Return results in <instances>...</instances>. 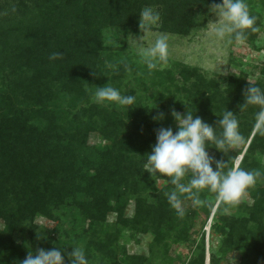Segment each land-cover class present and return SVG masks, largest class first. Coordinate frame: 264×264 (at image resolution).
I'll return each instance as SVG.
<instances>
[{"label":"trees","instance_id":"obj_1","mask_svg":"<svg viewBox=\"0 0 264 264\" xmlns=\"http://www.w3.org/2000/svg\"><path fill=\"white\" fill-rule=\"evenodd\" d=\"M213 2L222 0H105L97 8L90 0H17L6 8L14 17L0 26V264H19L28 252L54 247L68 252L80 247L88 264H234L228 261L235 253L240 254L237 264H264V175L247 191L251 204L243 198L229 215L222 214L226 205L213 214L182 197L185 216L180 218L165 195L174 186L169 182L158 188L159 180L171 178L151 176L144 168L157 142L155 130L178 131L171 109L201 117L216 127L217 135L222 129L216 121L229 110L237 116L245 144L225 154L208 142L206 150L226 162L239 156L243 170L264 174V136L252 134L259 106L238 108L251 82L247 76L208 78L180 66L184 87L176 86L177 96L166 111L163 104H143L138 95L128 109L92 101L95 88L107 84L110 75L95 52L106 21L139 27L142 9L156 6L163 32L187 36ZM249 12L261 31L262 17ZM260 31L247 30L246 40L255 43ZM53 52L64 58L49 60ZM126 75L121 65L110 80L120 82ZM261 75L250 84L264 91L263 67ZM173 78V72H166L161 79L173 83ZM158 112L164 113L162 121L153 120ZM94 133L101 144L89 142ZM201 198L214 202L215 194L205 189ZM112 214L115 223L109 222ZM38 218L56 226L41 229ZM209 221L212 234L221 239L210 253L203 230ZM126 233L136 243L138 236H150L148 255L130 254L122 244ZM183 243L193 248L187 262L173 255V247ZM62 257L70 264L63 251Z\"/></svg>","mask_w":264,"mask_h":264},{"label":"clouds","instance_id":"obj_2","mask_svg":"<svg viewBox=\"0 0 264 264\" xmlns=\"http://www.w3.org/2000/svg\"><path fill=\"white\" fill-rule=\"evenodd\" d=\"M209 12L218 17L217 22H212L211 32L219 40L228 37L227 43L233 40L238 44H243L247 39V30L251 33L260 31L255 26L257 17L250 15L249 7L244 0H222V3H211ZM13 11L15 9L13 8ZM139 29L141 33L150 30L160 21V14L154 12L152 8L145 7L139 14ZM144 37L136 38L141 46L140 55L143 63L151 71L163 70L168 66V37L161 34L155 40L153 46L143 48ZM64 54L53 52L49 60H62ZM123 64L126 71L131 72L130 65L124 58L118 62ZM109 67L117 69L116 64H109ZM94 75V73L92 72ZM224 72L222 75H226ZM244 103L238 105L239 111H245L249 106H259L253 126V135L257 133L264 136V91L259 87L249 83L243 90ZM94 97L98 102H115L120 106H131L135 102L134 95H121V93L110 85L98 87ZM156 107V106H155ZM171 116L176 121L178 131L173 134L171 127H161L156 129V144L152 152L147 154V162L144 165L145 171L151 176L157 173L169 177L173 190L165 193L171 207L176 210L180 218L185 216L182 197L190 200L193 206H207L215 214L220 210L221 205H226L222 209V214L229 215L230 209L237 206L247 195L249 188L255 186L257 179L262 175L260 170L246 171L240 167L241 157H231V167L229 161L217 160L210 156L206 150V144L211 142L219 151L227 154V149L235 148L245 144V138L238 131V119L233 111L226 110L222 118L216 121V126L222 129L217 135L215 128L207 124L204 120L195 116L187 110L186 114L171 109ZM164 113L158 112L153 117L154 121H162ZM215 164V170L212 165ZM227 170V171H226ZM187 182H185V178ZM207 189L215 194L214 202L202 199L203 191ZM68 252L67 248L59 249L54 247L51 250L37 248L35 254L28 252L26 259L19 261V264H65L62 251L67 255L70 264H88L85 253L80 247H72Z\"/></svg>","mask_w":264,"mask_h":264},{"label":"rangeland","instance_id":"obj_3","mask_svg":"<svg viewBox=\"0 0 264 264\" xmlns=\"http://www.w3.org/2000/svg\"><path fill=\"white\" fill-rule=\"evenodd\" d=\"M17 0H0V26H6L5 21L13 18L9 17L7 7L11 4L16 3ZM91 4L101 6L105 3V0H90ZM248 5L249 11L255 12L262 17V27L260 35L255 43H250L247 40L243 44H238L234 40L231 44L227 43L228 37L224 40H219L211 32L213 27L212 22H217L218 17L207 12V17H200L201 19L199 26L191 31L187 36L178 35L175 33L163 32L160 21L152 26L150 30L141 33L139 27L123 28L115 25L112 21H106L103 27L100 29L99 43H97L96 53H100L101 60L109 67V64H116L117 69L109 67L110 75L107 79V84L99 85L103 87L110 85L117 89L121 95H130L133 93L134 96H140L142 103L151 106L164 105L165 111L172 104L173 98H176V88L184 87L180 72H182L180 66H186L191 69H198L208 78H231L238 77L240 74L247 76V81L256 83L262 79L261 68H264V0H244ZM104 5V4H103ZM154 12H158V7H150ZM16 19H18L16 17ZM161 34H166L168 37V66L163 70H160L159 66L157 69L149 70L147 65L143 63L140 55L141 46L137 42L136 38L143 35L142 41L143 48H148L154 45L155 40ZM97 42V39H96ZM124 58L131 67H140V71L131 70L127 71V75L117 81L110 80L114 76V72L119 69L123 64L118 62ZM138 70V69H137ZM159 72L160 74H157ZM166 72H173V83L172 80L165 81L161 79ZM227 72L226 75H222ZM250 82V83H251ZM177 86V87H176ZM97 87V88H98ZM95 88L92 94V101L98 104L111 105L115 109H128L134 107L131 106H120L115 102H98L96 101L94 94L97 90ZM136 99V98H135ZM138 100V99H137ZM135 103V102H134ZM86 107L83 105L81 108ZM77 110V111H78ZM89 142L92 145H99L103 142L99 134H91ZM264 160V158H263ZM169 184L168 180H159L158 188H163ZM244 199L250 204L252 201L249 196L246 195ZM134 213V203L128 208L127 214L132 217ZM115 215L109 216V222L115 223ZM204 216L202 215L197 220L196 235L195 238L200 239V230L203 224ZM36 224L41 229L51 230L56 226V223L46 218H38ZM213 221H209L203 230L206 232L205 244L208 253L210 250L219 248L220 237L212 234L211 226ZM4 225L0 224V230H3ZM17 239L21 241V236H17ZM140 243H136L132 240L129 233L125 234L122 240V244L127 246L130 254L136 255H148V245L151 242L150 236H138ZM192 246L189 243H183L181 246L173 247V255L179 257L182 262H187L192 253ZM240 254L235 253L229 257L230 263L237 264L239 262Z\"/></svg>","mask_w":264,"mask_h":264}]
</instances>
